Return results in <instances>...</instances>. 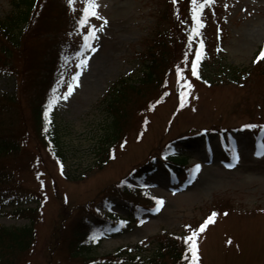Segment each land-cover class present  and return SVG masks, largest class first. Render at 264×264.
<instances>
[{
	"label": "rangeland",
	"instance_id": "1",
	"mask_svg": "<svg viewBox=\"0 0 264 264\" xmlns=\"http://www.w3.org/2000/svg\"><path fill=\"white\" fill-rule=\"evenodd\" d=\"M97 3V12L103 19L90 16L84 23L85 38L93 34L96 38L85 39L80 48L70 51L54 100L55 123L66 155V176L60 175L53 160L42 154L49 186L42 191L43 202L36 200L29 204L40 208L35 219V240L17 264H83L89 258L83 255L86 253L72 256L75 229L87 217L92 218L93 211L128 217V222L116 231L102 230V240L88 253L98 260L96 264H118L107 260L121 247L142 245L145 247L142 254L150 256L157 244L155 237L163 230L184 234L186 226H200L198 223L202 224L212 213L217 215L205 230L197 233L195 243L203 264L264 263V138L261 146H257L254 131L244 127L248 122L255 125L264 120V64L258 61L252 66L264 43V0L216 2L221 13L212 17L223 22L225 38L219 52L214 51L204 61V74L208 78L201 84L189 79L187 100L176 113L175 78H172L169 95L164 100L153 108L133 113L127 123L125 144L116 145L115 153L105 165H100L101 156L107 157L101 144L112 117L104 99L121 77L138 83L144 68L141 54L148 49L154 29L161 21L159 9L165 10L167 3L166 0H97ZM76 4L86 7L83 0H77ZM23 5L21 0H0V19L21 14ZM236 72L251 75L233 78ZM0 92L16 94V78L0 74ZM225 126L231 129L243 126V131L234 132L233 136L238 148V161L234 165L218 141L217 134ZM201 128L217 134L196 135ZM182 134L191 137L183 139L177 151L188 157L187 164L199 163V173L189 180L182 171L176 179L162 166L138 183L127 177L131 185L163 200L159 208L135 212L119 196L116 182L132 167L142 166L158 155L166 141ZM21 175L35 191L39 190L30 171L24 169ZM50 177L57 184L51 185ZM1 200L0 225L31 223L29 217L6 213L16 208L17 202Z\"/></svg>",
	"mask_w": 264,
	"mask_h": 264
},
{
	"label": "trees",
	"instance_id": "2",
	"mask_svg": "<svg viewBox=\"0 0 264 264\" xmlns=\"http://www.w3.org/2000/svg\"><path fill=\"white\" fill-rule=\"evenodd\" d=\"M21 14H10L0 19V74L16 78V94L0 92V197L9 202H20L42 197L46 183L45 153L61 165L66 162L60 132L56 126L52 104L60 65L67 49L79 41L80 18L83 11L67 0H21ZM166 9H159L161 21L154 29L151 43L141 56L144 68L138 83L121 77L105 98L112 120L103 136L102 147L107 152L110 145L121 143L127 134V123L133 113L151 107L167 94V84L173 72L192 70L197 51L218 48L224 34L219 29V19L207 22L211 5L204 7L200 19L204 26L200 35L190 39V29L195 26L190 0H166ZM219 14V7L214 8ZM175 53L179 54L176 56ZM47 112V115L45 113ZM34 143L31 146V143ZM159 158V157H158ZM151 160L140 170L146 175L154 171L160 159ZM102 162L107 158L101 156ZM178 169L186 158H166ZM30 171L32 188L22 177ZM53 185L55 179L51 178ZM20 197L19 199H17ZM23 201V200H22ZM18 204V203H17ZM35 210V209H34ZM31 207L18 206L8 212L14 217H33ZM93 224L85 226L75 236L72 256L83 254L89 258L83 264H95L93 245L99 242ZM35 240V229L30 226L8 227L0 225V264H17L19 257L29 251ZM187 241L174 234L162 232L157 236L155 251L150 256L119 249L109 255L108 263L118 264H186ZM138 249V248H136ZM105 260V262H107Z\"/></svg>",
	"mask_w": 264,
	"mask_h": 264
},
{
	"label": "snow or ice",
	"instance_id": "3",
	"mask_svg": "<svg viewBox=\"0 0 264 264\" xmlns=\"http://www.w3.org/2000/svg\"><path fill=\"white\" fill-rule=\"evenodd\" d=\"M69 5H73L75 3V0H67ZM84 4L86 5V7L83 8V15H84V19L79 21V23L83 24L88 20V17L90 16H96L97 18L103 19L102 17H99V13L97 12V8L99 7L97 0H83ZM191 5H192V9H191V14H192V19L195 21V26L193 28L190 29V39L193 36L196 35H200L199 29L202 28L204 26V22L202 19H200V16L202 15L203 9L206 5L213 3L214 0H190ZM173 3H177V0H173ZM106 23V21H105ZM95 31V26H93V33ZM96 37L93 35H90L88 37H86L85 39H95ZM201 50L196 52L195 55V60L192 62V75H198L196 69H197V63L202 59L203 56V42L201 41ZM260 57H264V50H262L260 52ZM84 61H81V64H83ZM181 71L178 69V72ZM187 87H191V84L189 83L187 85ZM70 91H71V87H70ZM69 91V94H70ZM185 93L182 91L181 92V105H183V97H184ZM66 98V97H65ZM45 115H47V112L45 113ZM245 127H255L254 125H246ZM200 165L196 164L194 166L193 171H198L200 169ZM153 199L157 200V208H159L160 205L163 204V200L160 198H156L153 197ZM217 215L216 213H212L205 221L203 224H201L199 226L198 229L193 230L191 236L184 238L186 241L187 240H192L199 231H203L204 228L206 227V225L210 222L213 221V217ZM186 227H191V226H186ZM191 251L193 253V259L195 261L196 259V246L193 243L191 245Z\"/></svg>",
	"mask_w": 264,
	"mask_h": 264
}]
</instances>
